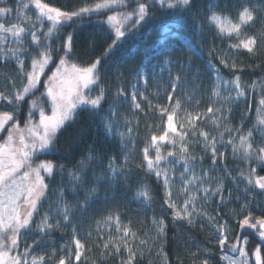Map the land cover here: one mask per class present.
I'll list each match as a JSON object with an SVG mask.
<instances>
[{
    "label": "snow or ice",
    "instance_id": "snow-or-ice-1",
    "mask_svg": "<svg viewBox=\"0 0 264 264\" xmlns=\"http://www.w3.org/2000/svg\"><path fill=\"white\" fill-rule=\"evenodd\" d=\"M193 3L194 0H93L91 3L82 0V4L77 7H60L53 6L45 0H14V4L12 0H0V60L5 63L14 61L16 65L15 75L6 78L5 88L8 89L10 86V91H0V264H78L85 245L81 243V238H78L76 230L78 222L74 221L73 217L78 211L80 213L87 211L102 183L113 187L114 182H118L124 188H131V182L139 179L141 184L134 199L141 200L150 207L152 196L147 187L148 176L155 177L156 181H162L165 190L162 208L167 205V209H171L174 227L181 222L189 227H195L197 224L203 227L201 221L206 220L213 225L220 261L226 264H250L249 252L246 248L249 243L247 236L237 234L235 242H232L227 221L217 224L215 217L207 216L203 208L198 205L197 197L191 194L189 187L193 183L203 185L206 178L210 179L209 172L215 171L214 166L223 161L224 152L220 149L225 143L232 145L234 153L242 152L244 160L251 161L255 158L257 164L264 170V146L255 148L253 146L254 132L257 130L261 133L260 139L264 144V112L258 110L257 123L262 126L259 129H250L243 134V126L238 129L228 127L231 108L225 111L223 105L240 101L245 97L247 87L242 84L240 75L235 71L232 79H222L220 69L214 64L211 67L215 80L210 99L214 98L213 104L220 103L221 88H223L228 93L223 98V103L220 107H213L210 104L203 113H185L177 122H174V117L181 108V99L177 97L174 100L173 94L182 83H191L195 88L200 81L199 71L194 69L190 62L181 61L179 58L164 61L165 65H177L176 69L169 70L170 76L172 71H175L176 75L170 81L172 92L167 94L169 102L167 106L154 107L151 101H148L143 93H138L135 85L133 86L131 103L135 109H141V104L137 102V95H140L143 100L148 101L150 110L158 109L161 117H167L163 135L153 134L150 143L143 149L144 163L137 167L144 169L145 177H140L139 173L130 167L127 156L119 167L116 165L115 156L108 160L106 167L101 162L99 167L104 170L101 175L96 176L95 169L87 168L84 162L85 160L92 162L95 157L86 156L78 162L75 171L68 173L75 185L71 189L73 195H77V187L84 186L86 195L83 203L77 200L76 207H72L64 197V190L55 189L53 192L57 199L49 202L48 211L42 212V205L50 190L46 180L54 179L57 172L62 174L65 169L63 166L57 167L51 160H40V156L53 154L59 135L67 126L75 122L79 114L78 109L99 116L106 134H110L113 130L118 115L117 107L121 102L118 98L124 97V91L123 88L119 89L116 93L117 98L108 104L107 91L100 87L103 78L102 61L114 53L121 40L126 38V34L138 31L151 18L153 9L183 14L189 12ZM238 4V8L235 9V22H232L231 19L220 14L222 11H228L227 5L224 9H220L218 0H211L205 6L206 12L209 13L206 19L222 38L235 41L229 44V52L235 50L234 54L238 55L241 51H246L250 55H255L259 40H264V32L259 35H248L247 30L253 29L257 22L260 23L261 28H264V0H238ZM122 9L124 10L121 11ZM101 15H106V20L101 22L114 29L112 43L101 57H97L86 66L74 63L71 59L74 56V33L65 32L64 29ZM13 16L16 18L15 22L11 21ZM12 44L17 46L9 47ZM190 50L197 51L191 47ZM218 58L224 67L236 69V62L234 59L229 60L228 53L224 52ZM145 73L146 70L141 68L137 70L136 75L143 74L142 78L146 83ZM16 76L20 81L18 85ZM261 83L264 84V81ZM199 103L200 101H196L197 105ZM105 104H108L107 109L104 107ZM259 104L264 107V99H261ZM25 106H27L26 110ZM105 111L110 113L107 118L101 115ZM207 118H211L218 127L223 122L224 131L214 136L209 132L198 130V122ZM170 134L172 139L169 138ZM190 136L196 143L203 144V152L213 166L199 176L194 169L197 166L202 167V163L198 164L197 161L202 162L204 156L196 157L189 153ZM237 138L238 146L235 143ZM163 143L172 145L175 150L168 151L166 156L162 155ZM150 148L155 149L154 157L149 154ZM176 150L180 153L179 157L169 161V157H176ZM162 162H164L163 167ZM168 164H182L183 172L180 176L184 184L182 204H177L173 197L170 171L175 172L176 169L174 166L169 169ZM89 172L93 174L92 183L89 182ZM189 173L191 176L186 179ZM244 181H246L245 195L255 188L264 193V176L257 175L256 168H250L247 174L241 171L239 180L233 178V182L237 184ZM216 183L218 186L215 188L202 187L198 190L203 192L205 200L210 196H219L223 203L224 185L220 181ZM167 209L164 211L166 212ZM237 215H243V219L238 221L241 232L251 229L258 235L260 243L252 252L254 264H264V256L261 254L264 246V217H253L247 204L241 205V212ZM36 216L40 217L39 221L34 219ZM113 220L116 230L122 235L119 240L110 238L111 243H104L105 253L112 254L108 252L111 248L118 255L123 247L127 252V258L122 260L121 264H134L137 257L134 247L137 235L131 228L121 227L119 215L107 217L108 222ZM152 224L158 238L166 236L168 224L163 217H153ZM61 226L73 229L74 252L67 246H61L60 249L53 248L52 255L48 259L44 255H33L35 248L45 243V236H51L52 232ZM33 227L39 239H35L32 245L25 244L24 251L20 252L21 236L31 233ZM88 235L90 236V233ZM139 244L146 245L147 240L141 239ZM226 248L233 255H229L225 251ZM57 251L62 252L58 260L55 258ZM203 264H209L208 259H204Z\"/></svg>",
    "mask_w": 264,
    "mask_h": 264
},
{
    "label": "trees",
    "instance_id": "trees-1",
    "mask_svg": "<svg viewBox=\"0 0 264 264\" xmlns=\"http://www.w3.org/2000/svg\"><path fill=\"white\" fill-rule=\"evenodd\" d=\"M14 4V0H12ZM53 6H71L77 7L82 4V0H45ZM91 3L93 0H87ZM211 0H194L192 8L189 12L180 14L178 12H165L158 9H153L151 18L139 28L138 31L126 34V38L122 39L119 46L114 50V53L104 59L101 65L102 80L100 87L107 91L108 104H111L116 99V93L123 88L124 97L118 98L121 102L118 104L115 123L110 134H106V129L100 123L99 116H93L92 113L83 109H78V115L75 122L66 127L59 135V139L55 144L53 154L41 155L40 160H51L57 167L63 166L64 173L55 175L54 179H47L46 182L50 185V190L47 193V198L42 205V212L48 211L50 201L57 199L53 190L63 189L66 201L76 207V202L79 200L83 203L86 190L84 186L77 187V195H73L71 189L75 187L69 172L75 171L78 162L84 157L92 155L95 160L89 162L85 160L87 168L95 169V175H101L103 168L99 164L103 162L106 167L108 160L116 157V165L121 166L125 157H128V163L140 177H145L146 173L142 167H137L143 162V149L151 141V136L163 135L166 127L167 117H161L158 114L159 110H150L148 101L152 105L169 104L167 94L172 92L171 84L169 83L175 77L176 72L172 71L171 76L166 74L147 77L146 87L142 90L144 96L148 98L145 101L138 97V102L141 104V109H133L128 99L130 96V86L133 82V74L142 62V55L139 52L140 45L144 43L145 38L154 39L157 36V26L163 22H178L185 28V33L190 38L191 43L198 50L199 54L192 52L188 48H174L171 55L172 60L179 58L181 61H188L193 68L199 71L200 81L197 87H193L191 83H182L177 87L175 98L181 99V108L177 110L174 117V122L184 116L185 113H195L206 111L207 107L212 104L213 107H220L223 103V98L228 94L221 88L220 103L213 104V99H210L212 85L215 80V74L212 70L213 64L220 69L221 77L224 80L233 78V73L240 75L241 82L247 87L245 97L240 101H233L230 104L223 105L225 111L231 108V113L228 115L227 126L233 129H238L243 126V134H246L250 129H259L257 123L258 110L264 111L259 104L261 99H264V40H259L258 50L255 55H250L246 51H241L235 55L228 51L229 44L235 42L229 39L222 38L214 26L210 25L206 19L209 13L206 12L205 6ZM220 9H224L225 5L228 11H222L220 14L228 17L235 22L236 8H238V0H218ZM124 10V9H122ZM130 10V9H128ZM106 15L99 17L93 16L91 19H85L78 22L70 28H65V32L74 33V56L71 58L74 63L86 66L94 61L97 57H101L105 49L112 43L114 32L102 23ZM198 31V32H197ZM264 32L260 23L257 22L253 29H248L247 34H257ZM59 43V41H57ZM17 45L13 44V47ZM228 53L229 60H235L236 69L224 67L220 64L219 58L222 53ZM28 63V61H26ZM15 62L8 63L0 60V91H10L5 88L6 78L15 75ZM177 65L171 64L170 69H176ZM16 84L20 83L19 77L16 76ZM183 81V77H181ZM255 82V83H254ZM254 89V90H253ZM39 95V93H37ZM173 100V103H174ZM196 101H200L199 105ZM105 104V109L108 108ZM25 106V110H26ZM47 107V105H46ZM227 114V112H226ZM104 117H109L110 113L105 111L101 113ZM131 129V131H129ZM198 130L209 132L211 135H218V132H223V122L218 127L211 118L198 122ZM122 134V135H121ZM6 135V134H4ZM253 146H264L261 142V133L257 130L254 132ZM170 138V136H169ZM172 139V137H171ZM227 139V133H225ZM239 145L238 138L235 140ZM188 151L191 155L200 157L204 156L202 167H195L196 175H202L206 170L213 166L207 155L203 152V144L196 143L190 136L188 138ZM224 152L222 163L218 162L215 165V171L209 172L210 179L206 178L204 186L209 188L217 187V181L224 185L225 200L220 201L219 196H210L207 200L204 199L202 192H198L201 186L195 183V196L197 203L203 208L204 212L209 217H215L217 224H223L227 221V226L230 229L231 241L235 240L239 234L238 221L243 219V215H237L241 212V205L247 204L252 211L253 217H264V193L260 189L255 188L244 194L246 181L239 184L233 182V178L239 180V173L242 171L245 174L250 168H256V174L264 175V170L261 169L253 158L251 161L243 159L242 152L234 153L232 145L225 143L220 149ZM164 149L161 148L163 155ZM150 156H155V149H149ZM179 151L176 155L178 158ZM39 161H36V163ZM164 162H162V167ZM92 173L89 172V182L92 183ZM191 176V173H189ZM131 188H124L118 182H114L113 187H108L102 183L97 192L94 194L87 211L73 217L74 221L78 222L77 233L78 238H81V243L85 245L81 261L78 264H121L122 260H126L127 252L121 248V252L117 255L113 249H109L105 253L103 248L104 243H111L110 238L119 240L122 235L116 230L115 221H107L108 216L119 215L121 227L127 226L132 232L136 233L137 240L134 242L137 257L134 264H203L191 258V254L185 252L186 244L179 227L173 226L171 209H167V205L162 208V200L165 196V190L162 181H156L155 177H147V187L151 193L152 201L150 207L142 203L141 200L134 199L137 188L141 181L137 179L131 182ZM175 180L171 181L172 191L175 189ZM229 193L231 196L229 197ZM108 197L107 199L105 197ZM174 197V195H173ZM176 200V197H174ZM62 207V205H61ZM164 209H167L165 212ZM153 217H163L168 224L166 236L157 237L156 231L152 224ZM39 221L40 217H34ZM204 220L201 222L203 223ZM198 225V224H197ZM213 227L212 224H210ZM208 226L205 227L207 231ZM195 236L201 239L198 234L200 227H193ZM72 227L61 226L58 230L52 232L51 236H45V243L35 248L33 255H44L48 259L52 255L53 248L60 249L61 246H67L74 252V243L72 240ZM90 233V236L88 235ZM247 250L249 255L259 245V238L255 235H248ZM87 236V239L83 237ZM35 239H39V235L35 233V228L31 233H26L20 238V252L24 251V245H32ZM146 239V245H140L139 240ZM202 240V239H201ZM262 256H264V246H262ZM62 252L57 251L55 258L58 260ZM196 254L193 255V257ZM197 258V257H196ZM193 259V260H192ZM209 264H221L220 258L213 254L208 259Z\"/></svg>",
    "mask_w": 264,
    "mask_h": 264
},
{
    "label": "rangeland",
    "instance_id": "rangeland-1",
    "mask_svg": "<svg viewBox=\"0 0 264 264\" xmlns=\"http://www.w3.org/2000/svg\"><path fill=\"white\" fill-rule=\"evenodd\" d=\"M121 11H123V10H121ZM107 14H112V13H107ZM104 20H106V16H105ZM11 21L12 22L16 21L15 16H13L11 18ZM5 22L7 23L8 21H5ZM107 26L114 32V29H112L109 25H107ZM156 29H157V36L154 39L145 38V40H144L145 42L140 45L139 52L142 55V62L133 74V82H132L130 89H129L130 90V96H129L128 101H129V103L133 109H135L131 103V95H132L133 86L135 85V90L138 93H142V90L146 87V84H147V81L145 83V81L142 78L143 74L141 76L136 75L138 69L144 68L146 70L145 74L147 75V77L148 76L153 77L155 75H161V74H166V76L169 77L170 65H165L164 61L172 59L171 55L169 54V53H171L172 49H174V48L180 49V48L186 47L190 50V47L195 48L193 46V44L191 43L188 35L185 33V28L181 23L163 22V23H160ZM181 37H185V38L189 39L190 45H186L185 43H183L181 41ZM9 47H13V44L9 45ZM194 53L199 54L198 50ZM208 66L211 67L209 64H208ZM42 79H44V77H42ZM139 96L140 95H137V102H138ZM263 109H264V107H263ZM203 112H206V111H203ZM158 114L160 115L159 112H158ZM177 127L179 130L178 124H177ZM171 137L172 136L170 134V139H171ZM161 148L164 149V152H163L164 156L167 155L168 151L175 150L172 148V145H170L168 143H163L161 145ZM176 151L178 153V150H176ZM168 159H169V161H173V160H176L177 157H169ZM37 163H39V162H37ZM167 166L169 167V169H171L173 166L176 169L175 172L170 171V176L172 177L173 181L175 180L174 184L176 185V187L172 191V193H173L174 197H176L177 204H182L183 200H184V195H183L184 184H183V181H181V179H180L181 173L183 172L182 164H175V165L168 164ZM188 176H189V174L185 178L187 179ZM194 185H195V183H193L192 185L189 186L191 189L192 195H194L195 191H196ZM202 187L209 188L208 186H204V185L201 186V188ZM198 192L200 193L202 191L198 190ZM202 224H203V227H201L200 224L196 225V227H200V230H198V234L202 240L198 237V235L197 236L194 235L193 230H192L193 227H189L188 225H186L182 222L178 225L179 233H181V235L183 236V239H184L185 244H186L185 252H187V253L189 252L191 254V258H193L194 260H197L198 262H203L204 259L211 258L213 254H216L217 257L220 258V252L218 249V242L216 240V235L213 231V227H211L210 223H208L206 220H204V222ZM207 226H208V229H207V231H205V227H207ZM244 233H246L248 235H255L258 237V235L251 229H245L243 232H241V230L239 228V234L242 236H246V235H244ZM232 242H235V240H233ZM205 249H207V251H205ZM225 251L228 252L229 255H233L231 252L228 251L227 248L225 249ZM194 254H196V255L193 257ZM249 260H250V264H254V257L252 256V254L249 255ZM220 262H221V264H226V262H224V261H220Z\"/></svg>",
    "mask_w": 264,
    "mask_h": 264
},
{
    "label": "bare ground",
    "instance_id": "bare-ground-1",
    "mask_svg": "<svg viewBox=\"0 0 264 264\" xmlns=\"http://www.w3.org/2000/svg\"><path fill=\"white\" fill-rule=\"evenodd\" d=\"M181 41H182L183 43H185L186 45H190V41H189V39H187V38H185V37H181Z\"/></svg>",
    "mask_w": 264,
    "mask_h": 264
}]
</instances>
